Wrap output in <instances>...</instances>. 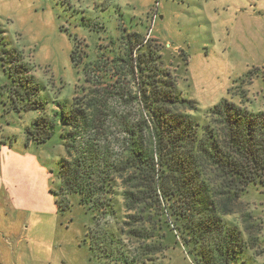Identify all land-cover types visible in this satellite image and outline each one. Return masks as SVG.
Segmentation results:
<instances>
[{"label":"trees","instance_id":"obj_1","mask_svg":"<svg viewBox=\"0 0 264 264\" xmlns=\"http://www.w3.org/2000/svg\"><path fill=\"white\" fill-rule=\"evenodd\" d=\"M139 38L123 34L121 56L83 64L69 110L55 103L48 111L39 86L4 49L0 60L20 88L10 110L37 114L24 145L59 132L64 157L49 192L57 213L76 198L88 215L93 260L104 252L117 264H157L172 234L193 264H238L244 242L224 218L248 188L264 187V110L223 100L202 120L192 116L197 104L177 89L159 47L133 43Z\"/></svg>","mask_w":264,"mask_h":264},{"label":"rangeland","instance_id":"obj_2","mask_svg":"<svg viewBox=\"0 0 264 264\" xmlns=\"http://www.w3.org/2000/svg\"><path fill=\"white\" fill-rule=\"evenodd\" d=\"M194 1L0 0V58L4 49L12 50L13 64L21 63L23 75L39 86L38 98L48 103V111L56 109L55 103H66L69 110L82 85L83 64L105 55L121 56V36L136 33L140 38L133 43L143 40L159 47L163 68L182 96L197 104L192 116L202 120L223 100L252 112L264 110V0H246L245 11L253 19L245 27L209 19L227 3L215 1L212 12L201 16ZM73 50L76 65L70 60ZM19 91L0 60V144L34 156L39 170H45L32 192L33 210L18 215L11 229L3 227L1 239L14 252V263L117 264L104 252L91 258L88 215L76 198L70 199L68 212L54 215L47 210H57L49 191L58 186L56 171L64 149L58 131L43 144L25 147L24 130L37 114L10 110ZM224 220L244 242L238 264H264V187L248 188L234 214ZM168 239L170 248L158 256L157 264H193L182 239L172 234ZM127 250L132 256L128 245ZM48 252L51 261L43 259ZM2 262L8 264L9 258Z\"/></svg>","mask_w":264,"mask_h":264},{"label":"crops","instance_id":"obj_3","mask_svg":"<svg viewBox=\"0 0 264 264\" xmlns=\"http://www.w3.org/2000/svg\"><path fill=\"white\" fill-rule=\"evenodd\" d=\"M215 1L217 4L227 3L228 7H222L218 10L217 15L210 16L211 21L223 22L227 26H234L237 22H240L243 27L250 25L247 22L253 18L245 11L246 0H195L193 5L198 14L202 16L206 11L212 12ZM44 172L43 168L39 170L38 161L34 156L20 153V151L10 148L6 143L0 144V264H5L2 262L4 258H9L8 264H19L16 261L14 263V252L1 239L3 227L11 229L18 219V215L33 210L35 204L32 192L34 193L37 181L41 176L43 178ZM47 210L52 213L42 209L47 213L57 214L55 207ZM53 256H56V253L53 252ZM51 257L52 253L48 252L43 259L51 261ZM14 258L16 260L15 254Z\"/></svg>","mask_w":264,"mask_h":264}]
</instances>
